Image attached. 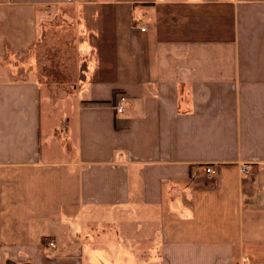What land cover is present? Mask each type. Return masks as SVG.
<instances>
[{
	"label": "crops",
	"instance_id": "1",
	"mask_svg": "<svg viewBox=\"0 0 264 264\" xmlns=\"http://www.w3.org/2000/svg\"><path fill=\"white\" fill-rule=\"evenodd\" d=\"M0 264H264V0H0Z\"/></svg>",
	"mask_w": 264,
	"mask_h": 264
},
{
	"label": "built area",
	"instance_id": "2",
	"mask_svg": "<svg viewBox=\"0 0 264 264\" xmlns=\"http://www.w3.org/2000/svg\"><path fill=\"white\" fill-rule=\"evenodd\" d=\"M125 101H126V99L124 96H120L118 98V102L116 103V113H118V114L123 113V106H124ZM248 171L249 170L246 167L241 168L242 173H248ZM205 172L208 175H214L215 174V171L212 167H207L205 169ZM54 247H55L54 243H51V242L47 245L48 249H53Z\"/></svg>",
	"mask_w": 264,
	"mask_h": 264
},
{
	"label": "rangeland",
	"instance_id": "3",
	"mask_svg": "<svg viewBox=\"0 0 264 264\" xmlns=\"http://www.w3.org/2000/svg\"><path fill=\"white\" fill-rule=\"evenodd\" d=\"M214 171H215V170H214ZM215 174H216V172H215ZM215 174H214V175H215ZM245 174H246V173H245ZM207 175H208V174H207ZM209 176H211V175H209Z\"/></svg>",
	"mask_w": 264,
	"mask_h": 264
}]
</instances>
